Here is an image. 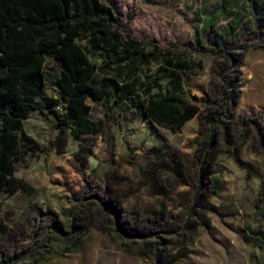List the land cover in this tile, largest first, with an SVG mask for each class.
I'll list each match as a JSON object with an SVG mask.
<instances>
[{"label":"rangeland","instance_id":"rangeland-1","mask_svg":"<svg viewBox=\"0 0 264 264\" xmlns=\"http://www.w3.org/2000/svg\"><path fill=\"white\" fill-rule=\"evenodd\" d=\"M115 4L123 29L135 39L170 48L167 57L173 64L166 58H137L97 73L96 81L133 85L141 99L158 93L201 106L214 61L194 47L229 46L241 60L228 76L238 95L233 127L244 134L233 138L236 146L214 152L208 166L199 170L194 161L204 140L200 115L173 132L145 119L136 100L88 99L91 118L103 120L104 130L81 139L67 131L59 151L53 114L33 111L22 133L39 149L24 153L16 163L15 176L26 187L1 195L0 261L264 264V0ZM78 43L100 51L87 32ZM89 56L97 58L90 51ZM45 71L43 93L52 96V80L60 71L51 59ZM90 197L110 210L104 229L72 217ZM61 232L73 234L74 243L54 235Z\"/></svg>","mask_w":264,"mask_h":264},{"label":"trees","instance_id":"trees-1","mask_svg":"<svg viewBox=\"0 0 264 264\" xmlns=\"http://www.w3.org/2000/svg\"><path fill=\"white\" fill-rule=\"evenodd\" d=\"M120 16L115 0H0V211L3 193L12 195L21 186L26 187L14 172L24 153L39 149L22 133L24 122L35 110L53 114L52 126L59 130L56 139L59 151L65 145L67 131L75 139H81L85 134L104 130L103 120L91 118L88 99L106 101L114 97L116 102L129 103L136 100L145 119L173 132L200 115L204 140L194 161L199 170L208 166L214 152L223 146H236L233 138L239 139L244 134L242 128L233 127L238 95L228 76L241 60L229 46L194 47L195 52L214 61L210 89L202 107L158 93H148L141 99L133 85H121L117 81L98 83L97 73L137 58H166L168 64H173L172 58L167 57L170 48L133 38L123 29ZM83 32L89 34L93 47L100 51L85 50L79 45ZM89 51L97 58L92 59ZM48 59L60 71L52 80L56 90L52 96L43 93L48 81L45 71ZM156 84L161 88L159 81ZM175 86L182 88L180 83ZM107 208L103 202L95 205L90 197L72 211V217H78L87 227L104 229L110 217ZM73 224L71 219V228ZM51 232L44 233L43 238L48 239ZM54 235L66 244L74 243L73 234ZM8 262L2 259L0 264Z\"/></svg>","mask_w":264,"mask_h":264},{"label":"built area","instance_id":"built-area-1","mask_svg":"<svg viewBox=\"0 0 264 264\" xmlns=\"http://www.w3.org/2000/svg\"><path fill=\"white\" fill-rule=\"evenodd\" d=\"M58 109L61 110V107L59 106Z\"/></svg>","mask_w":264,"mask_h":264}]
</instances>
